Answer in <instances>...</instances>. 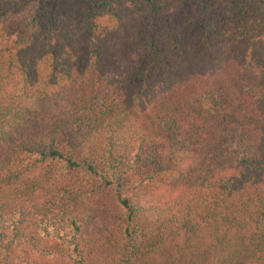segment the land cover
<instances>
[{
  "label": "trees",
  "instance_id": "16d2710c",
  "mask_svg": "<svg viewBox=\"0 0 264 264\" xmlns=\"http://www.w3.org/2000/svg\"><path fill=\"white\" fill-rule=\"evenodd\" d=\"M0 264H264V0H0Z\"/></svg>",
  "mask_w": 264,
  "mask_h": 264
},
{
  "label": "rangeland",
  "instance_id": "374dc122",
  "mask_svg": "<svg viewBox=\"0 0 264 264\" xmlns=\"http://www.w3.org/2000/svg\"><path fill=\"white\" fill-rule=\"evenodd\" d=\"M119 65H120L121 68L123 67V64L121 62L119 63Z\"/></svg>",
  "mask_w": 264,
  "mask_h": 264
}]
</instances>
